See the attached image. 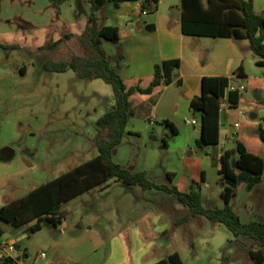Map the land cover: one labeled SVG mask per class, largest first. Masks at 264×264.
Masks as SVG:
<instances>
[{"label":"rangeland","instance_id":"obj_1","mask_svg":"<svg viewBox=\"0 0 264 264\" xmlns=\"http://www.w3.org/2000/svg\"><path fill=\"white\" fill-rule=\"evenodd\" d=\"M111 10L116 11L114 7ZM107 13V10L97 13L101 23H105ZM91 15L92 6L87 0H0V45L7 46L0 47V209L98 155L97 122L115 104L113 88L102 80L81 79L72 70L56 73L44 69L49 60L58 62L75 54L86 55L76 34L87 27ZM108 25L115 23L109 21ZM70 33L74 37L56 50L44 49ZM102 48L109 57L118 54L116 44L111 42L104 41ZM257 59L250 51L247 60L251 63ZM251 66L256 70L254 63ZM259 70L251 74L254 85L263 80L257 75ZM243 83L248 88L242 105L232 109V113L222 114L224 129L235 133L247 132L249 124L254 122L252 115L259 114V108L264 110V88H257L256 92L248 82ZM175 90L157 95L152 103H134L127 129L136 135H126L123 144L116 149L113 161L134 173L149 170V180L157 185L170 186L167 173H176V183L184 193L201 189L205 208L222 209L225 206L221 196L224 186L218 182L216 156L212 155L204 168L206 183L202 180L205 155L197 144L193 142L188 151L198 152L190 174L181 163L183 155L178 147L185 144L187 130L194 133V127H189L183 117L173 119L181 131V138L176 139L162 120L156 122L153 119L156 113L153 103L159 101V112H165V101ZM189 120L193 118L189 117ZM251 135L259 140V144L254 143L251 147L252 151L264 159V144L258 131H252ZM6 148L15 152L10 161H5L2 155ZM211 150L217 148L211 147ZM134 190L114 184L105 195L107 197L93 193L71 201L64 206L67 213L64 226L44 223L41 231H33L36 221L15 227L2 220L0 226L6 231L7 240L17 250L28 253L36 264L48 261L54 264H106L110 260L115 264L121 258L122 248L132 264V250L136 246L128 234L134 229L143 234L146 246L152 242L162 246L152 253L154 260L178 252L184 264H253L247 251L224 250L233 239L225 225L214 224L206 218L185 221L188 208L171 210L169 202L143 203L133 196ZM145 196L153 199L154 193ZM94 197L98 198L96 204ZM122 199L129 205V217L118 212V200ZM104 200L110 205V208L105 207V222L83 216L93 205H102ZM230 207L244 224L263 221L264 176L253 193L247 191L246 183H241ZM92 221H98L97 226L87 228ZM82 222L86 225L84 229L80 228ZM120 225L124 229L115 238L113 234ZM162 228L166 229L156 233ZM152 234L159 235L151 238ZM243 242L249 249L258 248L252 240ZM42 253L47 255L45 261L40 258Z\"/></svg>","mask_w":264,"mask_h":264},{"label":"trees","instance_id":"obj_2","mask_svg":"<svg viewBox=\"0 0 264 264\" xmlns=\"http://www.w3.org/2000/svg\"><path fill=\"white\" fill-rule=\"evenodd\" d=\"M92 6V15L84 31L77 36L86 55L75 54L65 61L49 60L44 69L49 72H76L84 80H102L114 90L113 108L106 112L97 122L98 136L95 139L98 155L93 159L70 170L62 176L43 184L21 199L0 209V220L21 227L36 221L33 231H41L44 223L61 226L67 218L64 206L98 187L105 186L115 180L127 188L134 190L140 187L144 191L158 190L170 194L173 200L189 209L185 221L191 218H206L214 224L225 225L232 233L231 240L224 250L233 248L247 251L256 264H264V220L241 222L240 217L230 207L234 194L241 183H246L248 192H252L263 182L264 159L248 151L246 146L237 142L233 149L226 150L220 158L221 184L224 186L222 209H207L203 206L202 193L191 191L182 193L176 187L157 185L148 178L146 172L134 173L114 163V152L127 134L130 118L133 115L132 96L135 94L150 95L165 84L173 83L174 73L180 67L178 60L165 61L156 65L154 79L147 86L141 84L129 87L123 80L120 69L125 61L123 53L109 58L102 48L104 41L119 44L120 29L116 26L100 27L97 13L110 5L119 8L123 3L141 0H87ZM182 33L191 37L229 38L248 41L250 50L257 56V65L264 67V12L257 13L253 0H182ZM74 36L48 44L44 49L56 50L65 41ZM7 48V46L0 45ZM242 67L236 72L239 74ZM232 79L227 77H205L202 82V96L191 101V111L201 121V138L197 146L204 149L220 144L221 106ZM181 85V82H179ZM242 93L239 90L228 93L229 107L239 106ZM174 135L177 128L165 121ZM106 131V134L103 132ZM132 135V134H130ZM134 135V134H133ZM136 135V134H135ZM259 137L264 144V128L259 129ZM167 143V142H166ZM167 178L172 181L173 175ZM6 231L0 226V237ZM252 240L258 249H249L243 242ZM19 249V245H17ZM0 264H18L15 260H0ZM156 264H184L179 253Z\"/></svg>","mask_w":264,"mask_h":264},{"label":"crops","instance_id":"obj_3","mask_svg":"<svg viewBox=\"0 0 264 264\" xmlns=\"http://www.w3.org/2000/svg\"><path fill=\"white\" fill-rule=\"evenodd\" d=\"M253 2L255 11L257 13H263L264 0H253ZM181 4L182 0H141L138 2L123 3L119 8L110 5L109 7L103 9L107 10L108 12V15L105 17V23H101L99 21V25L100 27H106L109 26L108 22L112 21L115 23L114 26L119 27L120 29L121 40L116 46L118 49V54L123 53L125 56V61L121 65L120 73L124 82L129 87L136 86L138 84L147 87L154 79L156 65H160L165 61H179L180 67L177 71H175L173 83L171 85L167 86L162 84L161 86L157 87L150 95H142L137 93L132 96L131 100L134 108V103L136 101L138 103H142V105L150 102L152 103L153 99L157 95L164 94L166 91H169L173 88L176 89L173 96L169 97L168 100L165 101L164 105L165 109H167L165 112H159V101L153 103L154 112H156L153 115V119L156 120V122H159V120H162V122H171L178 130V134L173 136L176 139L181 138V131L176 123L172 121L173 119L183 117L189 127H194V133H192L190 130H187L188 136L185 140V144H182L180 147H178L179 152L183 155L181 163L183 164L186 173L190 174L191 168L193 166L194 156L198 155V152L188 151L191 150V145L193 142L196 145L197 141L201 138L200 117L194 116L192 114L191 101L202 96L203 79L205 77H227L232 79V83L236 86H245L243 82H248L251 88L257 92V88H264V70L258 69L260 68V66L257 65L258 59L251 63L249 60H247V56L250 55L251 50L250 44H248L246 41H238L229 38L191 37L184 35L182 33L183 12ZM112 7L115 8V12L111 10ZM83 31L84 29L76 35H80ZM61 39L62 37L58 38V41ZM117 55L110 56L109 58L115 57ZM252 63L256 65V70L252 68ZM240 67H242L243 70L239 74H236ZM257 69L260 71L257 75H261L263 80L260 82L261 84L258 83L257 85H254L251 82L254 79L251 74L252 72L258 71ZM179 82H181V85H179ZM246 88L248 87L246 86ZM246 91L245 93H247ZM245 93H242L239 106H241L243 103ZM188 94L192 96V99L188 97ZM251 100L252 97L249 96V101ZM257 110H259V114H256L257 117L253 119L254 122L249 124V129L247 132L235 133L228 129H224L225 125L221 120L220 144L214 147L217 148V150H211V147L213 146H209L204 149L199 148L201 153L205 155V157L202 158V163L204 165L202 168L203 183H206V170L204 168L207 163H209L212 155L216 156L215 158L218 160V182L219 184L221 183V176L219 175V171L221 169L220 158L224 151L233 149L237 142L243 143L248 151L257 155L256 152L252 151L251 147L254 143L259 144V140L253 137L251 133L252 131L257 130L259 137V129L261 127L264 128V110L260 108ZM232 112V108H229L227 114ZM240 114L243 116V112H240ZM260 114L262 118H260ZM189 117H192L193 120L190 121ZM131 119L132 117L130 118V122ZM193 123H196L197 125ZM128 133L132 135L134 134L135 136V133ZM231 142L233 143L231 144ZM145 172L148 174V176H150L149 170H145ZM168 174L173 175L172 181H169V187H176L180 192L184 193L176 183L178 175L173 172H168L167 175ZM114 184L121 183L112 180L109 181L105 186L98 187L85 194L99 193L101 196L108 195ZM258 187L259 185L250 193H253L258 189ZM135 189L136 190H134L132 194L136 200L140 202H152L155 204L169 202L171 210H179L185 207L177 200H173L171 195L165 192L158 190L144 191L138 190L137 188ZM135 191L137 193H134ZM198 191L201 192L202 190L200 189ZM146 193H154V198L151 199L146 197ZM156 198L160 199V201H155ZM93 200L94 204L98 203L97 197H94ZM103 202L102 205H93L90 210H87L83 214V216L87 219L90 217L93 219L98 218L97 220H99V222H105V209L110 208V205L106 203V200ZM118 203L119 205L117 208L119 214L123 215L124 217H129L131 215V211L127 202L122 199L118 200ZM86 205L88 206V204ZM185 208L187 209V207ZM107 211L108 213L110 212V210ZM94 222L91 223L87 228H95L98 221ZM64 225L65 221L63 222L62 226ZM85 227L86 225L84 222H82L80 228L84 229ZM123 229L124 228L121 225L117 227V232L113 234L115 238L121 235L118 233H121ZM165 229L166 228H162L156 233H160ZM128 235L136 246L132 250V264H156L161 260L169 258L170 255L175 253L173 252L168 254L167 257L154 260L152 253L156 252V250L159 251V249H162L161 245L158 246L156 243L152 242L146 246L142 239L143 234H140L139 231L135 229L131 234ZM157 235L159 234H152L150 237L155 238ZM3 238L7 240L6 235L3 236ZM121 253V258L118 259L115 264H129V259L127 258L126 251L123 248ZM14 257L18 264H36L32 261L28 253H23L20 251V249L17 250V253L14 254ZM46 259L47 255L46 258L41 260L45 261ZM111 262L112 261L110 260L106 264H112ZM45 264L54 263L52 261H48ZM253 264L256 263L253 261Z\"/></svg>","mask_w":264,"mask_h":264},{"label":"built area","instance_id":"obj_4","mask_svg":"<svg viewBox=\"0 0 264 264\" xmlns=\"http://www.w3.org/2000/svg\"><path fill=\"white\" fill-rule=\"evenodd\" d=\"M236 90H239L241 93H244L246 91V88L244 86H236L231 82L230 86L228 87L226 97L224 98V100L222 102L221 114L227 112L228 109L230 108L229 104H228V93L234 92ZM151 124L154 125L155 122L152 121ZM193 124L197 125L196 123H193ZM235 126L239 127L238 124H236ZM16 253H17V249H16L15 245L13 243H10L9 241H7L5 238L0 237V260L1 261L5 260V259L15 260L14 254H16ZM40 258L41 259L46 258V254L42 253L40 255Z\"/></svg>","mask_w":264,"mask_h":264},{"label":"water","instance_id":"obj_5","mask_svg":"<svg viewBox=\"0 0 264 264\" xmlns=\"http://www.w3.org/2000/svg\"><path fill=\"white\" fill-rule=\"evenodd\" d=\"M188 97L192 99V96L190 94H188ZM256 117H257L256 114L252 115L253 119H255ZM2 155L5 161H10L14 157L15 152L11 148H6L3 150Z\"/></svg>","mask_w":264,"mask_h":264}]
</instances>
